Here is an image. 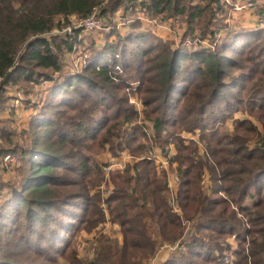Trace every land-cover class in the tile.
<instances>
[{"label": "trees", "instance_id": "1", "mask_svg": "<svg viewBox=\"0 0 264 264\" xmlns=\"http://www.w3.org/2000/svg\"><path fill=\"white\" fill-rule=\"evenodd\" d=\"M253 2L259 19L245 28L224 23L220 0H0V111L12 87L49 85L23 136L0 119V164H17L0 179V264H82L77 235L108 219L123 241L99 234L87 264H144L167 246L162 264H264V3ZM97 9L186 28L174 48L141 20L116 26L86 69L67 72L75 44L56 31ZM105 147L133 161L109 179L93 160Z\"/></svg>", "mask_w": 264, "mask_h": 264}, {"label": "rangeland", "instance_id": "2", "mask_svg": "<svg viewBox=\"0 0 264 264\" xmlns=\"http://www.w3.org/2000/svg\"><path fill=\"white\" fill-rule=\"evenodd\" d=\"M258 1H259L258 4L264 3V0H258ZM107 2H109V0H106V3ZM222 2L223 0H220V5ZM229 3H230L229 5L227 3L222 5L224 6L226 13L225 11L222 13H219L220 15L219 17L226 16L224 18V23H226L227 20L231 21L232 19H235L233 23L234 25H239L245 28H253L257 25L256 21L259 19V17L256 14L258 10L260 9V7L255 5L253 0H229ZM236 5L242 8V11L237 10ZM97 10L99 11L100 18L102 21V26L104 28V29H100L99 32H95V33L90 32L89 34L83 35L82 37L79 36L81 29H82V27H80L81 22L84 21V20H81V19H84L81 17H70L68 19V23L63 28L64 30L67 26H70L69 28L72 29V32L70 33L69 29H67L66 36L72 39V42L75 44L74 50L72 52H68V50L65 51L64 62L67 63V68L69 69V70L68 69L66 70L67 72H69L70 70H73V72L75 71L79 72L81 70L86 69L88 67V64L90 63L89 61L92 59L93 53L96 50V48H102L103 45L106 44V42L108 41L106 38V34H109V32L116 26L122 33H125V31L130 26V23L137 21L136 18L139 17V16H136L135 18L131 19L130 22L125 27H119L117 20L116 22L106 21V19L101 16V11L99 9ZM139 14L140 12L138 13V15ZM167 23H170V21L165 22L163 25L160 24L161 26L152 25L147 22H143L142 24L145 26V28L147 29L151 28L152 30H154L156 35L160 37L161 39L164 38L169 42H173V41L178 42L180 39V36L183 34V31L186 28V24L185 23H183L182 25L177 24L178 22H173V24H167ZM63 30L62 31L60 30V32L59 31H56V32L59 34L60 33L66 34L65 30L64 31ZM174 44L175 42H173L172 46L175 48L176 46ZM33 85H31L32 88L28 89L29 93L27 96L24 94L25 92L24 88L12 87L7 96L9 99L7 103V107L4 112L0 111V119L7 120L8 122L11 121V123L9 124V127L15 132H17L19 136H23L24 134L23 131L28 130V126L33 117L32 115L37 112L35 108V104L39 103V100L41 99V97L43 98L45 96L46 92L48 91V87H49V85L46 83H42L40 85L38 84H33ZM134 86L135 87L137 86V82L134 83ZM130 103L136 104L138 108L137 110L140 113H142V111L144 112L147 110V107H145L143 100L139 98V95H132L130 97ZM249 116L250 115L244 114V113H238L237 115V117H240V118L252 119L255 125L259 127L260 131H262L263 127L261 126V124L258 123L257 121L255 122V120ZM141 118L142 120H144V113H142ZM148 123L149 122H147V124ZM228 127L231 129V131L234 130L232 121L228 123ZM154 148H156V146ZM201 148L203 149V147ZM156 153L159 156H162V150L160 148H156ZM93 157H94L93 160L95 163L110 164V166H112L113 168H119L122 170L125 169L126 167L125 164L133 162L131 158H128V156H126V154H124L122 158H118L117 160H114L109 147H105L102 152L94 154ZM16 165L17 164H16L14 157H11V158L10 156L5 157L3 159L2 165L0 164V179L4 181H8L15 174ZM107 168L109 167L105 168V171L107 173L106 178L109 179L110 178L109 173L111 171H107ZM203 182H206V183H203L204 185H208L207 183H209L207 181V178H205ZM179 183L180 182L178 181V183L174 185L175 190L174 192H171L173 195L171 204L174 207L173 210L177 212L178 215L182 214L181 208L179 206L178 200L176 199V195H175L178 190ZM101 190L103 192V198L106 199L112 193L113 186H111L110 184L104 183L101 186ZM104 212L106 213V216L108 219L109 216H108V205L107 204L104 205ZM186 226H187L186 233L188 234L190 231L189 229L190 226L189 224H186ZM101 233L107 236H110L114 239H117V240L119 239L121 242L123 241L121 227L119 225L114 224L109 219L106 223H103L102 225H100V227L93 232H87L83 230L80 234L77 235V238L74 244V248L77 252L78 260L79 261L81 260V262H83L82 264H87L88 261L94 259L95 257L94 253H95V248H96L95 242H96V239L98 238V235ZM229 242H231L233 245H237L238 243L236 240V237L229 238ZM173 249L174 248L170 246L165 247L164 252H162L164 253L162 254V257L160 256V258L158 259H155L154 257L153 260L151 259L147 260L145 261L144 264H162L164 261L163 260L164 257H166L167 254H169V252ZM228 255H230V253ZM226 259L228 260L230 264H234L231 258L228 259V256ZM62 264H68V263L65 261H62Z\"/></svg>", "mask_w": 264, "mask_h": 264}, {"label": "built area", "instance_id": "3", "mask_svg": "<svg viewBox=\"0 0 264 264\" xmlns=\"http://www.w3.org/2000/svg\"><path fill=\"white\" fill-rule=\"evenodd\" d=\"M225 3H227L228 5L230 4L229 0H223V2L221 3V6L224 5ZM236 9L239 10V11H242V8H240L238 5H236ZM143 14L144 13L140 10V14L138 15L139 17L136 18V20H141L142 23L143 22H147V23L152 24V25H157V26L160 25V23L157 20H151L149 18H146ZM117 15H118V17H117ZM140 16H142V17H140ZM133 18H135V17H130V19H128L127 16L125 17V14L123 12H119L115 16V22L117 20L119 27H125L130 22V20L133 19ZM81 20H84L83 22H81V25H80V27H82V29H81V32H80L79 36H81V37L83 35L89 34L90 32L95 33V32H99L100 29H104L103 26H102V21H101L100 14H99L98 10H95V12L93 13L92 16H90L88 18L81 19ZM234 20L235 19H232L231 21L227 20V23L228 24H233ZM167 24H173V22L170 21V23H167ZM161 25H163V24H161ZM67 27L64 29L65 33H66L67 29H69V31L71 33L72 29L69 28L70 26H67ZM150 156H152L153 158H157L158 159V163H160L162 169H169L168 161L165 160L162 156H159L156 152L151 153ZM128 158H130V157H128ZM111 170H113L112 166L107 168V171H111ZM177 183H178V177L177 176L171 177V179H170V187H171L172 191L175 190L174 189V185H176ZM158 258H160L159 254H157L155 259H158Z\"/></svg>", "mask_w": 264, "mask_h": 264}, {"label": "crops", "instance_id": "4", "mask_svg": "<svg viewBox=\"0 0 264 264\" xmlns=\"http://www.w3.org/2000/svg\"><path fill=\"white\" fill-rule=\"evenodd\" d=\"M164 34H166V33H164ZM166 36H167V35H166ZM166 36H165V37H166ZM167 39H168V38H167ZM162 252H164V251H162ZM162 252L160 253V256H161V257H162V254H164V253H162ZM167 256H168V254H167ZM164 258H165V257H164Z\"/></svg>", "mask_w": 264, "mask_h": 264}]
</instances>
